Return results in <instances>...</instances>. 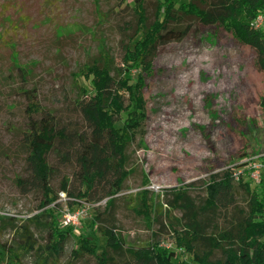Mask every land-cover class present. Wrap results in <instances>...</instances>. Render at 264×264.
<instances>
[{
	"label": "rangeland",
	"instance_id": "obj_1",
	"mask_svg": "<svg viewBox=\"0 0 264 264\" xmlns=\"http://www.w3.org/2000/svg\"><path fill=\"white\" fill-rule=\"evenodd\" d=\"M133 6V0H0V215L15 217L21 224L41 210L40 194L22 193L16 182L25 171L21 133L27 121V100L18 87H34L38 101L58 114L70 111L75 96L73 73L97 57L101 44L120 63L122 41L134 29ZM145 7L150 22L153 0H147ZM77 81L87 85L83 77ZM142 92L145 117L128 148L134 171L115 201L118 229L132 243L151 238L141 217L127 207L129 195L141 188L143 173L147 187L155 192L193 182L191 193L201 198L209 175L228 167L242 172L253 187L250 163L264 154L260 107L264 77L256 51L222 26L195 21L182 39L160 45ZM49 160L56 162L53 155ZM55 165L58 170L51 185L58 190L71 167ZM59 198L57 226L71 227L73 233L62 253L53 257L55 264H98L93 256H74L72 249L79 234L91 236L98 251L104 247L105 238L94 231L92 221L103 211L106 198L91 201L75 225H62L60 214L79 205H69L61 193ZM236 198L244 204L241 188ZM12 234L10 228L1 231L0 241L9 240ZM37 236L44 243V236L39 232ZM161 243L176 251L179 259L196 264L190 254L176 248L170 235H162ZM32 260L31 255L23 259L27 264Z\"/></svg>",
	"mask_w": 264,
	"mask_h": 264
},
{
	"label": "trees",
	"instance_id": "obj_2",
	"mask_svg": "<svg viewBox=\"0 0 264 264\" xmlns=\"http://www.w3.org/2000/svg\"><path fill=\"white\" fill-rule=\"evenodd\" d=\"M135 24L122 41L123 53L116 64L105 45L97 57L73 73L75 96L70 111L58 114L43 106L34 87H18L27 100L26 126L21 133L25 148V171L16 177L22 193L40 194L41 210L18 224L12 216L0 215V232L10 228L9 240L0 241V264H55L73 228L57 226L59 194L74 205L91 206L106 198L102 212L93 217L94 231L105 238L98 251L96 241L79 234L72 254H87L98 264H189L176 251L162 245L161 236L170 235L181 253L190 254L196 264H264V175L253 187L234 167L209 175L203 183L205 195L191 193L193 182L173 185L155 192L142 174L141 188L129 195L128 209L141 217L151 238L139 243L127 240L116 223L117 195L134 167L128 148L145 117L142 89L152 59L160 45L182 39L195 21L218 24L242 43L253 47L264 77V28L252 22L264 15V0H153V20L148 22L147 0H133ZM83 77L87 85L77 81ZM264 125V94L260 97ZM126 113L122 117V113ZM121 121V125L117 122ZM70 166L59 189L52 179L57 166ZM264 162V159H263ZM244 193V204L236 198ZM178 212V214H176ZM37 232L44 237L39 243ZM219 252V256H216Z\"/></svg>",
	"mask_w": 264,
	"mask_h": 264
},
{
	"label": "built area",
	"instance_id": "obj_3",
	"mask_svg": "<svg viewBox=\"0 0 264 264\" xmlns=\"http://www.w3.org/2000/svg\"><path fill=\"white\" fill-rule=\"evenodd\" d=\"M264 21V15H258L255 20L252 22V25L254 27L260 26ZM262 158H264V154L262 155ZM260 160H255L250 163V168H249V176L253 180V182L258 183L261 179L262 171L264 169V162L263 159ZM238 171L234 172V175L236 178H238ZM88 206L83 205V206H78L74 210L70 209H65L61 211V224L62 225H75L78 224V222L81 220L83 216L86 215L87 213Z\"/></svg>",
	"mask_w": 264,
	"mask_h": 264
}]
</instances>
